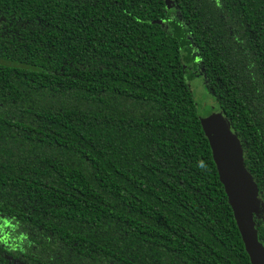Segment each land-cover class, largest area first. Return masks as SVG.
<instances>
[{"label": "trees", "instance_id": "1", "mask_svg": "<svg viewBox=\"0 0 264 264\" xmlns=\"http://www.w3.org/2000/svg\"><path fill=\"white\" fill-rule=\"evenodd\" d=\"M195 76L264 247V0H0V264H251Z\"/></svg>", "mask_w": 264, "mask_h": 264}, {"label": "water", "instance_id": "2", "mask_svg": "<svg viewBox=\"0 0 264 264\" xmlns=\"http://www.w3.org/2000/svg\"><path fill=\"white\" fill-rule=\"evenodd\" d=\"M198 116L250 263L264 264V247L258 240L253 220L256 190L251 177L242 166L236 138L230 132L229 123L222 119L217 106L200 105Z\"/></svg>", "mask_w": 264, "mask_h": 264}, {"label": "rangeland", "instance_id": "3", "mask_svg": "<svg viewBox=\"0 0 264 264\" xmlns=\"http://www.w3.org/2000/svg\"><path fill=\"white\" fill-rule=\"evenodd\" d=\"M189 86L191 88L192 94L198 106L200 105L216 106L215 98L203 85L199 76H195L191 78L189 81Z\"/></svg>", "mask_w": 264, "mask_h": 264}]
</instances>
